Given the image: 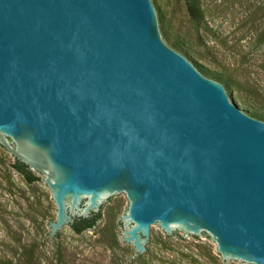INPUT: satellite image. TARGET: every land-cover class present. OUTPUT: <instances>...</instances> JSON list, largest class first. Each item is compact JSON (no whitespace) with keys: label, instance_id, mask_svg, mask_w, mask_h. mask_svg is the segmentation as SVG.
Listing matches in <instances>:
<instances>
[{"label":"water","instance_id":"1","mask_svg":"<svg viewBox=\"0 0 264 264\" xmlns=\"http://www.w3.org/2000/svg\"><path fill=\"white\" fill-rule=\"evenodd\" d=\"M162 28L156 0H0V145L45 176L52 235L127 195L136 256L163 227L264 264V121Z\"/></svg>","mask_w":264,"mask_h":264},{"label":"rangeland","instance_id":"2","mask_svg":"<svg viewBox=\"0 0 264 264\" xmlns=\"http://www.w3.org/2000/svg\"><path fill=\"white\" fill-rule=\"evenodd\" d=\"M156 1L163 41L206 66V73L200 71L206 77L224 79L226 83H221L228 96L232 100L236 96L243 111L264 121V0H198L200 19L189 13L186 0ZM15 162L0 145V264H131L138 260L135 246L125 241L121 223L130 205L127 195L105 201L93 229L77 234L66 224L52 235L58 206L45 176L33 171L39 180L29 183ZM145 246L141 257L148 264H214L208 246L219 264H251L224 262L208 232L194 236L183 230L168 233L160 227Z\"/></svg>","mask_w":264,"mask_h":264},{"label":"trees","instance_id":"3","mask_svg":"<svg viewBox=\"0 0 264 264\" xmlns=\"http://www.w3.org/2000/svg\"><path fill=\"white\" fill-rule=\"evenodd\" d=\"M187 4V9L189 13L200 19L201 17V12L199 9L198 5V0H186ZM215 80L222 82L223 84L226 83L224 79L220 77H214ZM260 118V117H259ZM15 168L16 170L23 175V177L27 180L29 183H34L39 180V178L32 172L26 169V167L19 162H15ZM101 212L99 214H95L91 218L88 219H76L75 222L71 225L72 229L77 233V234H82L83 232L93 229L98 221L101 219ZM208 252H209V259L214 263V264H219L220 259L219 257L215 256L213 248L211 246H208ZM218 255L220 253L218 252ZM142 255L138 256V260L132 261L131 264H148L144 258L141 257ZM221 256V255H220ZM192 261L197 262V258L192 256ZM30 264V263H26Z\"/></svg>","mask_w":264,"mask_h":264},{"label":"flooded vegetation","instance_id":"4","mask_svg":"<svg viewBox=\"0 0 264 264\" xmlns=\"http://www.w3.org/2000/svg\"><path fill=\"white\" fill-rule=\"evenodd\" d=\"M15 161H17V162H19L20 164L24 165V166L26 167L27 170L32 171V170H30V169L28 168V166L25 165L24 163H22V162H20V161H18V160H15ZM32 172H33V171H32Z\"/></svg>","mask_w":264,"mask_h":264}]
</instances>
